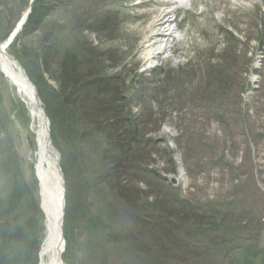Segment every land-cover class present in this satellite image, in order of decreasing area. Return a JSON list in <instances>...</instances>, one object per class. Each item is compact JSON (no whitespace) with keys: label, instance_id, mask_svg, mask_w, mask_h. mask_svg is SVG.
<instances>
[{"label":"rangeland","instance_id":"obj_1","mask_svg":"<svg viewBox=\"0 0 264 264\" xmlns=\"http://www.w3.org/2000/svg\"><path fill=\"white\" fill-rule=\"evenodd\" d=\"M57 2L50 20L64 28L62 40L69 49L84 45L92 60L84 67L81 56L77 71L70 72L71 86L74 77L79 80L70 98L77 121L88 124L81 106L91 105L86 98L100 93L116 97L110 110L119 120L157 129L145 137L150 143L140 152L142 164L117 171L125 177L128 202L111 199L108 187L93 197L95 216L130 235L110 242L95 225L82 240L79 264H259L264 254V0H194L172 17L188 22V28L157 60H149L141 40L134 41L146 33L134 13L145 11L133 7L140 0ZM31 34L26 37L31 43L40 37ZM86 70L94 72L93 91L84 87ZM245 81L251 91L242 95ZM32 120L30 108L0 72V139L12 150L20 179L40 209L26 155ZM86 145L90 169L105 170L93 144ZM8 176L3 175L5 186L12 182ZM218 210L227 212V231L205 225L211 220L205 215ZM122 236L128 240L119 242Z\"/></svg>","mask_w":264,"mask_h":264},{"label":"trees","instance_id":"obj_2","mask_svg":"<svg viewBox=\"0 0 264 264\" xmlns=\"http://www.w3.org/2000/svg\"><path fill=\"white\" fill-rule=\"evenodd\" d=\"M56 2L57 0H0V42L6 41L16 23L31 8L29 21L9 51L36 86L50 119L53 146L61 157L60 167L67 189L64 219L67 246L63 260L65 264H79L85 250L82 240L95 225L100 224L101 229L106 232L104 237L110 242H117L121 235H130V230H117L103 218L95 216L92 209L93 197L99 188L108 187L107 189H112L111 199L115 201L116 197L128 202L125 177L120 176L121 173L118 176L117 171L132 164L134 169L140 166V152L150 143L145 137L157 129H148L145 122L139 124L134 120H119L110 110L117 101L116 97L107 94L102 96L100 93H96L91 100L86 98L91 105L84 102V106H81L80 112L89 118L86 122L88 124L83 125L77 121V113L74 112V104L70 98L71 90L78 86L79 80L74 77L76 81L71 86L70 72L77 71V59L81 60V56L86 63L84 67L92 66V60L86 55L84 45L77 44L73 47L80 51L78 54L62 40L64 28L59 22L50 20L54 17L53 11L58 5ZM33 31L40 33V37L31 43L26 37L32 36ZM247 71L249 73L250 69ZM93 75L94 72L88 70L83 75L84 87L90 91L97 88ZM218 83L222 90H227L226 82ZM249 91L250 87L245 81L240 94L245 95ZM91 143L95 155H98L104 165L107 163L108 167L103 171L95 172L88 166L86 144ZM112 156L113 159H107ZM13 157L12 150L0 139V264H40L39 254L45 239L43 213L40 212L38 202L31 198L24 180L20 179V169ZM140 162L142 164V160ZM3 175H10L7 179L12 180L7 186L3 185ZM108 196L109 194L107 198ZM134 201L136 200L132 203L137 202ZM212 213H215L213 217L211 214L205 215L206 220L211 218L205 223L206 226L214 227L216 231L230 229V223H227L225 217L227 212L218 210ZM216 214L219 217L215 222L214 218L218 216ZM179 215L177 213L174 217L180 219L182 216ZM126 238L122 236L119 242L128 240ZM262 256L259 264H264V254Z\"/></svg>","mask_w":264,"mask_h":264},{"label":"bare ground","instance_id":"obj_3","mask_svg":"<svg viewBox=\"0 0 264 264\" xmlns=\"http://www.w3.org/2000/svg\"><path fill=\"white\" fill-rule=\"evenodd\" d=\"M140 1L138 6L134 5L133 7L144 8L145 11L142 14L138 11L134 13L136 20H139L141 25L146 28V33L143 37L135 35L134 41L135 39L141 40V45L149 60H157L172 50L170 42L172 39H176L174 36L179 31L184 32L188 28V22L178 23L172 17L187 9L194 0L187 2L185 0ZM201 4L205 7L206 3L201 2ZM171 7H175V9L171 10ZM204 13H200L199 17L204 16ZM0 72L30 108L33 118L30 135L31 151L26 152V155L37 181L38 199L46 222V236L39 254L40 264H63L60 254L62 245L60 220L63 214L64 189L62 188L61 175L56 168V159L46 146L48 140L46 120L42 111L35 108V88L19 66L0 56Z\"/></svg>","mask_w":264,"mask_h":264},{"label":"water","instance_id":"obj_4","mask_svg":"<svg viewBox=\"0 0 264 264\" xmlns=\"http://www.w3.org/2000/svg\"><path fill=\"white\" fill-rule=\"evenodd\" d=\"M31 14V8L27 11V13L23 16V18L15 25V28H14V31L11 33L10 37H8L6 39V41L4 43H0V56L6 58L7 61H10L11 63L15 64V65H18L19 68L21 69V71L26 75L27 79H29V81L33 84L34 88H35V93H36V99H35V104L37 106V108L39 110L42 111V113L44 114V117H45V120H46V130H47V136H48V140H47V144L46 146H48V148L50 149V152L52 154L53 157H55L56 159V168L58 169L60 175H61V178H62V188L64 189V192H63V197H62V211H63V214H62V218L60 220V233L62 234V237H61V261L62 263L64 264V261H63V256H64V253H65V250H66V246H67V243H66V240H65V232H64V219H65V215H66V203H67V200H66V192H67V189H66V179L64 178V175H63V171H62V167H60V160L61 158L59 157V154L57 153L56 149H55V146H53V141H52V135H51V125H50V120H49V117L48 115L46 114L45 112V108L43 107V103L41 102V99L39 97V93L36 89V86L34 85V83L30 80V77L29 75L27 74V72H25L23 66L21 65V63L15 59L12 55H10V47L14 44L15 42V38L24 30V27L26 26L27 22L29 21V16ZM172 183H176V180L173 179ZM41 209V208H40Z\"/></svg>","mask_w":264,"mask_h":264}]
</instances>
